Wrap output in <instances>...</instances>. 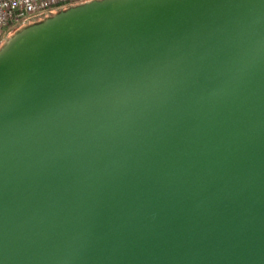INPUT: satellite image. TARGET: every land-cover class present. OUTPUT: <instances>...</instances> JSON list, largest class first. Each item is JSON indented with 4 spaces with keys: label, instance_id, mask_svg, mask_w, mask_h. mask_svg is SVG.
Here are the masks:
<instances>
[{
    "label": "water",
    "instance_id": "water-1",
    "mask_svg": "<svg viewBox=\"0 0 264 264\" xmlns=\"http://www.w3.org/2000/svg\"><path fill=\"white\" fill-rule=\"evenodd\" d=\"M45 18L0 47V264H264V0Z\"/></svg>",
    "mask_w": 264,
    "mask_h": 264
},
{
    "label": "built area",
    "instance_id": "built-area-1",
    "mask_svg": "<svg viewBox=\"0 0 264 264\" xmlns=\"http://www.w3.org/2000/svg\"><path fill=\"white\" fill-rule=\"evenodd\" d=\"M87 0H0V38L9 27L22 25L48 12L63 10Z\"/></svg>",
    "mask_w": 264,
    "mask_h": 264
},
{
    "label": "rangeland",
    "instance_id": "rangeland-1",
    "mask_svg": "<svg viewBox=\"0 0 264 264\" xmlns=\"http://www.w3.org/2000/svg\"><path fill=\"white\" fill-rule=\"evenodd\" d=\"M58 11H60V10L52 11V12H48L46 15L38 16L37 19L32 20V21H30L29 23H26V24H31V23H33V22L43 20V19L45 18V16H52V15L56 14ZM23 25H25V24L18 25V26L15 25V26H11V27H9V29L6 30L4 36H2V37L0 38V47L4 44V42L6 41V39H7L8 37L14 35V34H15V31H16L17 29L21 28V26H23Z\"/></svg>",
    "mask_w": 264,
    "mask_h": 264
},
{
    "label": "trees",
    "instance_id": "trees-1",
    "mask_svg": "<svg viewBox=\"0 0 264 264\" xmlns=\"http://www.w3.org/2000/svg\"><path fill=\"white\" fill-rule=\"evenodd\" d=\"M67 9V8H66ZM66 9H63V10H66ZM46 19V18H45ZM45 19H43V20H45ZM43 20H40V21H38V22H41V21H43ZM21 30V29H20Z\"/></svg>",
    "mask_w": 264,
    "mask_h": 264
}]
</instances>
